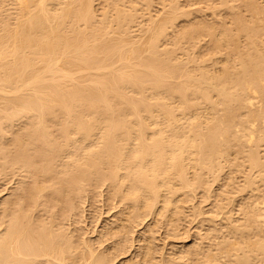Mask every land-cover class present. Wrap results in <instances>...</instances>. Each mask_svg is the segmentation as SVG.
Instances as JSON below:
<instances>
[{
  "label": "bare ground",
  "instance_id": "bare-ground-1",
  "mask_svg": "<svg viewBox=\"0 0 264 264\" xmlns=\"http://www.w3.org/2000/svg\"><path fill=\"white\" fill-rule=\"evenodd\" d=\"M95 1L96 0H0V124L4 123L3 125L6 126L7 124L5 123H14L13 119H15V117H23V119L25 118L24 121H26V118L28 120L27 123L25 122L24 126H22V123L24 121H22L21 118H18L21 120L19 121L21 123H18L19 125L15 126H19L20 128L21 126L25 127L23 128L24 130H19V133L15 132L14 128L13 130H11V128H5L4 126L0 125V127L2 128V131L0 132H2L3 135L4 133L7 134L6 136L2 135L4 137L3 139L0 133V137H2L0 139H2V141H5L6 137L9 136L8 131H11L9 132V134H13L12 131H14V134L12 136L13 138L15 137L14 139L10 138V141L7 138L8 140L6 141L8 142L5 141L4 144L8 143V146L4 150L0 151V166H3V168H6L7 166L9 167V170L11 166H14V168L11 169V174L10 172L8 173L7 168L6 170L5 168L4 170L3 168H0V172L1 170L3 172L7 171L8 174L13 175V171H15L16 174L17 170L14 169L18 167V170L22 169L24 170V172L26 171V175H28L29 178H34L30 179L31 181H33L32 183L29 182L30 185L25 180L27 179L28 181V177L25 179L22 177V180H18V184L20 183L19 181H22L21 183H23L24 180L25 184H27L25 186L24 183H20L21 186L23 187L24 185L25 187H28V194L27 192L25 193L26 199L24 198V200H22L23 206L26 205L27 207V204H33V207L30 206L31 210L29 212H32L33 208V210L35 209L34 211L36 212V214H38L37 211H39L40 206L39 208H37V211L34 206H36V202L39 201L38 199L41 198V193L39 192L43 193L47 191V189H50V191L52 192L53 201L55 202L54 205V203L51 201V192L47 191L48 193H50L49 201H51L52 206L51 203L49 205L52 207L51 209H54L53 207H56V205L58 208L60 202L64 204L66 202L67 204L69 200L68 196L71 194L70 192L75 193L72 194L73 196L70 195L72 197L70 201H75L74 204L78 203L80 207L83 203H79L80 201L78 199L77 200L79 202H76L77 200H75L74 198V195L76 196L78 194H76V191L78 192L80 190L79 192H81V189H83L84 187V193L81 192L82 194L88 193H85V189L87 188L88 189L86 191H89L90 188L94 189H91L92 192L95 191V188L96 191H98L99 188L104 185V183L109 182L110 187L112 185L111 189L109 188L110 191H112V189L114 188L111 196H116L119 193V200L122 201L123 198L127 201V203L129 202L131 204H129V206L133 209V212L130 207H128V205L127 207L129 208V210H131L132 214H135L138 209V212H140L141 210L144 211L145 209H149V212L147 211L148 213H145L146 210L142 212L145 213L143 214L144 216H147L149 215V213H151V210H155V206L159 203L161 204V206L163 205V208L165 207V209L160 207L162 210L159 208V211H161L155 212L161 214L165 210V213L163 214L166 215V209L169 210V208H171L172 211L176 206V202L179 201L178 199H181L179 198L180 196L182 197V195H185V198L188 197L186 198V200L183 199L186 202L189 198L192 199V197L188 195V192L192 193L191 191H193L194 186V189H196V186L200 185V187L198 186L193 193L196 194V191H202L200 189H203V185H205V183L202 185V179L203 182H209H207L205 185L207 187L210 186L208 187L209 189L207 187L204 189L205 192L209 193L211 186L213 185L214 187L213 182L216 181V177H223V180L227 179V181L218 179L219 182L223 181L222 191L226 190L223 188L227 185V189H233L230 185L233 183V181L237 183V179L240 182L245 181L244 183L247 184L246 188L250 189V193L246 192L248 194H245L247 201L251 198V202L254 200H258L255 203L256 206L253 205L255 209H257V206H259L260 204L264 206V202H262L264 201V199L262 200L261 198L264 195V190H262V188L264 189V184L262 183L264 180L260 182L261 179L259 178L260 181L257 182V177L260 175L259 171L260 173L262 171V174L264 172V158L260 156V150H257L259 146L264 143L263 0L260 1V3L258 2L259 0H198V2L200 1L199 4H201L202 2H209L210 4L207 3L206 5H208V8L212 9L213 12H216L217 9L219 11L223 10L219 9L217 6H224L226 8L225 11L228 10V12H226V15L224 14L225 17L221 16L223 14V11L221 14V11L219 12L217 10V14L220 13L221 15L219 14L220 17H216V13L214 12L213 14V12L211 10H208V8L206 10H202L199 8V12L202 11V13L211 11V13L213 14L212 16H214L213 19L215 20L213 21L212 19L209 20V22L206 21V18H204L205 20H197V18V21L195 19L192 20V16L189 15H191L193 11L190 13L191 9H188L189 11L185 10V7H182L183 4L181 5V0H168V2H164L161 0L164 3L158 2L161 3L159 4V6L155 4V2L159 0H102L104 3H102V1L101 3H99L100 5L102 4L101 9L102 6H104L102 11L99 10L96 5L97 1ZM153 1L154 4L159 8L163 6L161 7L162 10L158 8V10L162 12H155L158 14L154 13L155 17L154 15H151L153 13ZM186 1L184 0V2ZM215 1H219L221 4L219 5L216 3L217 6H215ZM198 2L196 4L195 2L192 3L197 6ZM94 4L98 9L95 8ZM206 5L204 4V8H206ZM193 7L190 8L196 11L198 10ZM95 9L98 12H96ZM196 11H194L195 15L198 12ZM149 12L150 15L147 14ZM97 13H101L99 14L100 16ZM146 14L148 17L146 16ZM159 14L162 16L160 17ZM158 15L159 19L157 18ZM203 15L201 14L200 16L202 17ZM200 16H198V19H200ZM212 16L209 17L212 18ZM185 18L188 21L187 26L186 20H184V23L181 24H185L186 27L178 23L181 19ZM189 18L192 21L188 20ZM177 23L181 28L183 27V29L175 33L176 30L180 29L176 27ZM175 27L177 29H174ZM171 28H173L175 31L173 29L171 30ZM172 31H174V34H170ZM205 37L208 38L206 39L209 42L206 44H208V47L210 45V47L209 50H207L208 48L205 46L207 50L205 51L207 52L205 53V55L207 56L202 54L203 58H200L201 56L198 57L195 53L200 51L199 47H201L203 44L199 45V42L203 40L202 43H204L206 40ZM163 40L166 42V47L164 46L165 44H163V46L161 45ZM196 44L199 45V51L196 49L193 50ZM13 123H11L10 125L12 126ZM11 126H9L8 124V127ZM49 126L53 128L54 131H52ZM3 127L9 130L6 131L5 129H3ZM19 127H15V130H18L16 128ZM9 142H11L12 145H10ZM4 144L0 146H3ZM9 145L11 147H9ZM229 155H238L239 159H242V162H240L241 160H239L240 164L238 163V165L241 166V170L238 171V175L243 172V168H245L247 165V167H249L252 172L254 170L258 171V175H256L257 177L252 178L254 176L253 174H257V172L252 173L248 168V170L244 171L243 173L247 172L248 174L249 171L251 173H249V177L246 173V175L242 173L244 177L240 175V178H232V180L231 176H235V173H237L234 171H231L234 174L230 173L229 175L228 173L227 175H223L222 173L226 171L229 172L231 169L234 170V168L237 167L236 162L238 160H233V163L235 162L234 164L236 165L234 167L231 161L234 156L230 157ZM227 157H229V160H231H227ZM230 162L231 166H229L230 164L228 165V163ZM243 162L247 163L244 167H242ZM225 165L226 167L229 166L230 170L226 167L225 168L227 170H225L223 168ZM197 168H199L201 171H198L199 174L197 173L196 175V171L194 170H196ZM222 169H224L225 171ZM18 170L16 175H18V173L22 171ZM236 170L238 169L236 168L235 171ZM104 171L106 173H104ZM24 172L22 174L20 172L19 174L23 175L25 174ZM53 172L58 176V178H55L56 175L53 174ZM200 172H202V175L206 173V176L204 175L206 179L202 178L204 176H201ZM207 172H211L214 177L211 175V173L210 175H208ZM216 172L219 173L217 174ZM191 173L194 174V178L192 177V175H190ZM213 173H215L216 176ZM3 174L5 175L6 172H4ZM58 174L60 175V178ZM21 175L18 176L21 178ZM26 175L23 176L25 177ZM37 175L40 176L37 177ZM47 175V183L45 181V185L43 181V185L41 183L42 180H40L39 178L43 179L42 177ZM52 175H54V177ZM221 175L223 176L221 177ZM51 176L52 179H49V177L51 178ZM208 176H211L213 178L210 177V180H208ZM225 176L228 177L226 178ZM245 176H247L248 178ZM263 176L262 178H264ZM105 178L107 181L108 179L110 181H100V179ZM214 178L215 181H213ZM242 178H244L245 180H242ZM35 179L40 180V183H38V180L36 181ZM253 179H257L256 183H261L260 185L263 186H256L257 191L259 190L260 192V190H262L261 192H263H260V199L259 197L256 198L257 196L255 197V195H260L256 190V192L253 191L252 197L251 195L249 197V194H252L251 188L255 189L253 187H255L256 185ZM53 180L55 182H53ZM96 180H98V182ZM230 180L232 181L230 182ZM51 181L53 182V184L51 183L52 185H49L48 183ZM94 181H96L94 184H100L102 182L103 185H99V188L98 185H96V187L93 188L92 186L94 184L92 185V183ZM211 181H213L211 183L212 185H209ZM226 182L230 184H227ZM235 182L232 184L236 186L234 187V189L237 188V192H245L246 184L243 185V182H238L239 185L242 184L244 186V188L243 186H241L242 189L240 188V190L238 189V187L240 186L238 184L235 185ZM224 183H226L227 185ZM89 185L91 187H88ZM106 185V189L109 190L107 188L109 185ZM220 186L221 185L219 183V190H217L216 188V190L218 191H216L217 198L220 196L218 200H220L222 197H224L225 199V196L223 195L225 191L220 192ZM19 187H13L15 190L18 189V191L16 192L14 190L15 194H17L22 189V187L20 189ZM25 187H23V190H25ZM186 187L192 188L191 191H187L188 194L185 193L183 189ZM114 190H116V195ZM176 191H178L177 193L183 191L184 194L180 193L181 195L176 198ZM214 191L215 187L213 188V192ZM227 191L229 192V190ZM219 192L223 193L222 196L218 195L220 194ZM12 193L10 194V197H12ZM45 193H43L44 196ZM193 193L190 195L193 196ZM210 193H205V195L207 196L204 195V197H209ZM227 193H225V195H227ZM229 193L227 197H229L230 194H233ZM240 193V196L238 195V193L236 195L241 198L242 193ZM43 194H41L42 197H44ZM202 194L203 193L199 194V196H202ZM18 195L16 198L18 199V201H20L19 198L22 199V196L20 195L21 197H18ZM46 195L48 196V194ZM81 195L79 197H81ZM82 196L84 198L86 197L84 195ZM113 196L112 198L114 199L115 197ZM213 196L207 199L209 200L216 197ZM83 197H81L82 199L79 198L81 199V202H83L84 200ZM194 197L195 196H193V198ZM204 197L203 199L206 200ZM9 198H7L6 200L8 201ZM13 198L11 199L13 200ZM109 198H111L110 195ZM43 199H45L46 201V198ZM191 199L190 202H193L195 198L192 200ZM227 199L231 201L230 197ZM6 200L3 201V204L4 202L6 203ZM12 200L8 202L9 204L12 203V206L15 207V209H18L16 210L18 211V213H16V211L14 213L13 211L15 209L13 208V210L11 206H7L6 208V206H3L2 204L4 210H2L1 212L3 214L6 213L10 208L13 211L11 212V210H9L10 216L8 213H6L9 216L7 217V219L9 218V220L6 219L7 222L5 221V223H8L7 226L6 224H4V220L6 218L5 214V218L1 215L4 220L0 216V226L2 223V226H4L3 229H1L2 227L0 228V264H110V262L114 261L115 257L119 255V253H123L124 251H121L120 249L123 248V243L126 244L125 241H127L129 238L128 237L127 240L124 241L125 236L124 239H122L123 242L118 241L120 243L118 244L122 248H120L119 245H115L116 242L115 244L113 243L115 247L112 245V249L116 252V254L118 252L117 255H112L113 252H110L112 251L111 247H106L108 251H105V248L103 250L110 253H106L108 254V259L107 256L106 258L104 257L103 250H101L102 252H100L102 253L101 255L99 254V256H96L98 255L99 251L97 252L96 250V253L93 249L91 250V248H93V244L90 246V249L88 248L89 246H87V244L89 245L91 244V242L87 241V244L85 243L87 246L86 247L82 242H85L86 239H82V241L80 240L81 242H77L78 240L74 238L75 234H71V232H68V235L70 233L73 237L70 238V235H67V238L66 235L63 234L64 231L62 232V230L60 229L63 227L57 225L59 222H56L57 224L55 226L54 221H49L50 224L53 222L55 229H57L56 227L58 226V231L61 230L60 233L56 232L52 228L54 226L51 225L50 227V225H44L45 220L50 219H45L46 216H44V220L41 219V214L45 211L46 208L45 206H48L50 208L48 204L46 205V202L43 203L45 204L44 211L42 208V211L40 210V213L42 212L40 214L41 217L39 216L35 219V216L32 213L28 212L30 217H32L31 215H33L34 218L32 217V219L36 220H33L32 222V219L29 218L30 222H28L25 221V217L24 221H22L23 219L21 220L20 218L19 205L22 203H17V201L12 202ZM25 200L28 203L24 204ZM183 200L181 201L183 202ZM221 200L223 203V198ZM260 200L262 203L260 202ZM56 201H58L59 203L57 202L56 204ZM121 201L119 202L120 205ZM126 201H122V204H124V202ZM213 201L211 202L212 205H214V202L217 203V201ZM224 201L229 202L228 200ZM15 202L18 206H14L16 205L13 204ZM182 202L180 204L181 206H183ZM190 202L188 201L187 204L189 203L190 205ZM242 202L241 204L244 205V202L248 203L249 201L246 202L244 200ZM70 203L65 205L67 207H70L72 205H69ZM234 203H236V201ZM252 203L254 204V202ZM252 203H250L251 206ZM64 204L59 205V207L65 206ZM74 204L73 210H75L76 208H78L77 211H79V209L81 210L82 207H76L78 205ZM238 204L240 205V202ZM38 205L39 204L37 203V206ZM185 205L184 209L189 210V205ZM197 205L196 203L195 205L194 203L191 204V206H193V209H197L196 215L194 214L195 210H193L192 208L190 209L194 211V213H192L194 214V217L199 216V214L201 216L202 213L198 214L199 211L203 212L202 209L200 210V206H198V211ZM221 205L223 206V204H220V206ZM229 205H231V203L226 204L228 208ZM235 205L237 204H234V206ZM250 205L248 204L247 206L250 207ZM177 206L179 205L177 204ZM220 206H218L219 211L217 210V218L219 216L221 217V214L219 215V212L221 213L223 212L222 210H224V207L221 206L223 208L221 209ZM67 207H65L64 209L55 208V210H52L50 213L58 214L62 211L69 212V210H66ZM185 207H188V209ZM212 207H210V209ZM215 207H217V205ZM242 207L244 206L239 207L240 209L238 208V213L239 211L241 212V210H243ZM254 207L252 209H254ZM49 208L48 210H46L47 213L44 212L47 215L50 214H48ZM134 208L138 209H136L135 211ZM178 208L179 207L175 209L178 210L179 213L178 211H176L177 213H174L180 215V208ZM246 208L247 207L245 205L244 209L247 210ZM5 209L7 210L6 212ZM182 209L181 215L184 211V209ZM232 209L234 211V208ZM255 209L252 210V215L255 214V212L253 213V211H257ZM21 210L24 211L23 209ZM58 210L60 211L58 212ZM70 210L71 213L73 210ZM22 211L21 213L23 214ZM169 211L167 213L170 214L171 212ZM74 212L75 211H73V213ZM119 212L120 211H117V214ZM121 212H124V214L126 213L125 215H127L128 210L126 212L121 210ZM155 212L153 211L152 214H154ZM204 212L203 215L205 214ZM246 212L247 214L249 213L248 211ZM11 213H14L15 216ZM70 213L66 214V212H64L62 213V215H66H58L59 217L56 214L53 218L57 216L56 218L62 220L63 217V222L64 218H66L65 216H71ZM142 213L140 212V215ZM214 213L215 211L211 213L209 212L210 215H215ZM231 213L229 214L231 215ZM51 214L48 217H51L52 219ZM137 214L138 213H136V215ZM186 214L187 213L185 211L183 215L187 216ZM229 214H227L226 217H230ZM23 215L26 216L27 214L25 215L24 213ZM29 215H27V217ZM76 215H78L77 212ZM136 215L135 217H139V215ZM171 215L172 214H170L169 216ZM183 215L182 217L184 219L185 217ZM210 215H208V218H211L210 220L216 217ZM128 216L129 215L124 216V218H126L123 220H126ZM161 216L160 218H166V216ZM190 216L192 217V215ZM10 217H13V219H10ZM135 217L134 215H132L130 219H134ZM179 217L180 216H178V219H180ZM228 217H224L223 219H228ZM237 217L238 216L236 213L235 218H233V220L235 219L234 221L236 222H234L236 225V228L234 229L237 230L239 228V231L240 226L237 227L238 224L236 221L239 218ZM38 218L43 220L44 226H40V223L42 222ZM117 218H119V216ZM139 218H141L139 219V221L141 222L144 217L142 216ZM160 218H154V220H152L154 222V225L157 222L156 220H159L158 222L162 221V219L160 220ZM165 218L163 219V221H165ZM170 218L171 217L167 218L168 222ZM197 218L199 217H196V219ZM247 218L248 215L245 216V219L241 220L244 221L247 220ZM38 220L39 223H37L38 225H36L34 221L37 222ZM54 220L57 221L58 219ZM61 220H58L60 221V224H62ZM115 220L117 219L114 218L110 223L113 224ZM123 220L121 219V221ZM174 220H177V218H174ZM182 220L177 221V224H175L176 221H173L171 222V224L173 225V227L174 224L175 227L176 225L179 227L178 224L181 223L180 221ZM210 220L208 219L207 222L209 221L210 223H212V221ZM254 220L255 224H253V221V223L249 225H257L255 229L259 227V230L261 225H263L264 227V207L263 209L260 208V210L257 211ZM117 221H115V223H117ZM225 221L222 222L225 223ZM24 222L26 224L33 223L35 225L32 224L33 226L31 225L30 228L29 224H23ZM127 222H129L128 224L130 225L131 222L128 221V219ZM127 222H121L122 224L118 223L120 226L117 227L120 229H122L124 226L127 227ZM220 222L221 220H219L218 222L216 221V223L214 224L218 225L217 223ZM134 223H136L135 219ZM204 223L205 222H203V224ZM243 223H245V221L241 223L244 227ZM214 224V230L213 227H211L210 235L208 236H211V234H214L216 231L219 232V230H215ZM222 224L220 223V227L222 226ZM241 224L239 223V225ZM113 225L114 227H116L115 224ZM131 225L134 224L132 223ZM35 226L36 228H39V230H37ZM62 226H64V224H62ZM224 226L225 225H223V227ZM242 226L241 228H243ZM113 228H110V231L108 230V228L107 231H109V233H111L112 230L115 231V228ZM52 229L55 232H53ZM120 229L117 230L123 231ZM130 230L131 228L127 230V232ZM212 230L215 232H213ZM248 230L244 232V235L250 232L252 229L250 231ZM125 231L123 233H125ZM173 231H175L174 228ZM222 231H220L221 235L224 236L225 232L228 231V229L226 231L224 229V235L222 234ZM242 231L241 234L243 233ZM257 231L258 230L254 232L252 231L253 234H255L254 236L253 234H250V236L252 235L253 238H256L257 236L258 239L259 234L256 235ZM261 231L264 230L261 228ZM261 231H259V233ZM220 232L218 233L219 235ZM239 232L238 235L239 237H241V234ZM64 233H66V230ZM103 233H105L104 235H108L106 231ZM115 233H117V231H115ZM120 233L122 232H119L118 235ZM204 233V235H202L203 237L206 235V232ZM232 233H235V230ZM236 234H233V237L236 236ZM112 235L115 236V234ZM120 235L123 236V234ZM263 235L264 233L261 236ZM122 236L120 237L123 238ZM203 237L201 240L206 241V236L204 237L205 239H203ZM215 237L217 236L215 235ZM215 237L213 238L215 239ZM218 237L216 239H218ZM225 237L226 236H224L223 238ZM237 237L235 238L238 242L240 238L238 239ZM242 237L244 238L245 236H243L242 234ZM72 238H74L73 240H77L74 242H77L79 244L81 243V247L84 246L83 248L86 247L88 249L85 248V250H83L79 248L78 245H75V243L72 242ZM121 238H119V240ZM146 238H144V241H142L143 243L141 244L144 247L140 245L142 249L149 248L146 243H144L146 241ZM263 238H261V240L259 238L260 241L259 243L257 242L258 246L256 245L254 239L251 240V237L249 239L251 240L250 242H247L248 239H246V242L248 243L246 248H248L249 251L251 250V252H255L253 250L256 249L258 251L257 253H264V241H262ZM142 239L143 238H141V240ZM208 239H210V237H208ZM229 239H231L232 241V238ZM197 240L199 242L201 241L200 239H196V242H193L194 245L197 243ZM241 240L243 241L244 239ZM241 240L237 245L234 241V243L229 246V249L233 248L236 250V252H240V250L236 249V246L241 244ZM203 242L204 241H201V243ZM213 242L214 241H212V243ZM218 242H221V239L218 240ZM218 242H216L217 246ZM226 242L228 243L229 240H227ZM243 242L242 244H247L245 243V240ZM201 243L199 246H201ZM223 243H220V245ZM116 246H119L118 248H120V251H118ZM189 246L191 247V244ZM215 246L213 247L215 248V251L212 248L214 253L217 252L216 249L221 250L219 249V246L217 248ZM183 247L180 252L182 254L184 253L185 255V253H188L186 251L189 250L190 254V251L195 250L198 247V244H196V248L193 249H188L187 247L185 250ZM206 247L204 245L203 248L202 246L200 247L202 248V250L205 249V251H201V249L199 251L197 249L199 254L201 252H204L202 254L206 258H203V255L201 254L202 256L200 257L202 258H199L200 260L204 259L206 261H209L210 259L207 258L208 255H206V257L205 254L206 250L208 252V250L212 251V249L209 248L210 245H208L209 249H207ZM221 247L222 246H220V248ZM240 247L241 246L237 248L240 249ZM233 249L229 252H233ZM144 250H146V252ZM148 250H155L153 249V244L149 249H143V252H145V254L143 252H140L136 253V255L138 254L137 256H140L142 255L141 253H143L144 256H147V254L149 253V256L156 257L153 255L154 252H151L152 255H150L151 253ZM222 250L219 252H222ZM211 251L210 253H212ZM247 252L244 251V253ZM196 253L197 252H195V254ZM222 253H219L220 255L218 256V258L222 255ZM244 253L242 247V256L239 255L240 253H237V255L243 258ZM111 255L114 256V259L111 257ZM172 255L167 257L162 255L161 258L163 259V262L166 258V262L170 264L171 261H174L175 259H172ZM179 255L180 254L178 251V257L176 256L177 259H179ZM184 255L183 257H185ZM186 255L187 257L191 256V254ZM196 255L199 256L198 254ZM144 256H140V258L143 257L141 259H145L146 256ZM197 256H195V261L193 259L194 256H191V258L193 259L191 260L196 264L198 263L196 262V260H198ZM215 256L213 257V259L216 258ZM247 256L246 258L244 257L245 263L242 259L239 260L238 256H235L236 258H234V262H236L237 264L243 261L242 263L246 264L248 263L250 257L254 258L253 255L249 256L248 258ZM109 257H111L112 259H110ZM151 257H148L149 260ZM227 257L232 260L233 256L230 257L228 255L225 258ZM138 258L139 257H137L136 260ZM169 258H171L172 260L170 259L171 261H168ZM157 259L156 262L158 264L159 261ZM162 259L160 260L162 261ZM180 259L183 258L180 257ZM184 259L186 261L190 260L189 258L186 259V257ZM230 259L227 260L229 261ZM252 259L250 258V261ZM263 259L264 258H262V263L264 261ZM132 260L134 261L132 262ZM132 260H126V264H133L136 261L135 259ZM140 260L138 259L139 262H136L138 264L147 262L144 261L143 263H141ZM151 260H153V258ZM255 260H253V262L255 263H253L252 261H249V263L259 264V261L257 262V260ZM161 261L159 263H161ZM183 261L184 260L179 261V264H182ZM203 261L201 260V263L199 262L198 264H202ZM228 261L224 262V264H227ZM154 262L155 260L152 261V264H154ZM166 262L164 263L167 264ZM190 262L188 264H190ZM205 262L203 264H205ZM231 262L229 263L235 264L234 262ZM172 263L174 264L175 262ZM176 263L178 264V262ZM111 264H113V262H111ZM149 264H151V262ZM215 264L218 263L216 262ZM221 264H223V262Z\"/></svg>",
  "mask_w": 264,
  "mask_h": 264
},
{
  "label": "rangeland",
  "instance_id": "rangeland-1",
  "mask_svg": "<svg viewBox=\"0 0 264 264\" xmlns=\"http://www.w3.org/2000/svg\"><path fill=\"white\" fill-rule=\"evenodd\" d=\"M96 1H97V2H96ZM96 1H95V2H96L97 4H96V3H95V4H96L97 7L99 8V10L102 11V9H103L104 6H102V9H101V5H102V4H101V5L99 4V3H101L102 0H100V1H99V0H96ZM155 1H156V0H155ZM162 1H164V2L167 1V2H168V0H162ZM162 1H161V0L156 1L155 4H157V5L159 6V4L164 3V2H162ZM185 1H186V0H185ZM191 1H192V0H187L186 2H184V0H181L180 2H182L181 5L183 4L182 7H185V8H184L185 10L189 11L188 9H191L190 13L193 11L192 14L189 15V16H192V17H191L192 20H193V19L196 20V18H197V20H202V19L206 18V19H207L206 21L209 22V20H212V19L214 18V16H212V15L214 14L215 11L213 12L212 9L208 8V5H206L207 3L210 4L209 2H207V3L202 2L201 4H199L200 1L198 2V0H193L192 2H195V4L198 2V5L196 6V5H194ZM196 1H197V2H196ZM260 1H262V0H259L258 2L260 3ZM158 2H161V3H158ZM188 2H189V4H190V2H191V4L189 5ZM263 2H264V0H263ZM263 2H262V3H263ZM102 3H104V2L102 1ZM184 3H186V4H184ZM203 3L206 5V6H205L206 8H204V4H203ZM216 3L219 4V5L221 4L219 1H218V2L215 1L214 4H216ZM95 4H94V6H95V8H96V5H95ZM98 4H99V5H98ZM152 4H154V1L152 2ZM152 4H151V6H152ZM155 4H154L153 7H152L153 9H154V8H155V9H154V10L152 9V12H153V13L151 14L152 16L154 15V17H155V14H158V13H155V12H159V11H160V10H158L159 7H158L157 5H155ZM192 4L194 5L195 9H198V10H197L198 12H197L196 10L190 8V7H193ZM202 4H203V6H202ZM217 4H216L215 6H217ZM263 4H264V3H263ZM162 5H164V4H162ZM200 5H201L202 8L200 7ZM186 6H189V7H186ZM156 7H157V8H156ZM161 7H163V6H161ZM161 7H160L159 9L162 10ZM194 7H193V8H194ZM196 7H198V8H196ZM217 7H218L219 9H223V10H220L221 12H220L218 9H217V10H218L221 14H222V11H223V14H222V15H221L220 13H219V14H220L221 16L225 17L224 14L226 15V12H228V10L225 11L226 8H225L224 6H223V7H222V6H221V7L217 6ZM98 8H96V9H98ZM186 8H187V9H186ZM199 8L202 9V10H204V9L206 10V9L208 8V10H211V11L213 12V14L211 13V11H207V13L203 11L205 14L202 13V11L199 12V10H200ZM96 9H95V10H96ZM156 9H157V10H156ZM150 10H151V7H150ZM217 10H216V12H215V13H216V17H220V15L217 14V13H218ZM101 11H99V12H101ZM194 11H196V12L199 13L200 15H201V14H202V15L204 14V15L202 16L203 18H202L199 14H197V13H196V15H197V16H196ZM224 11H225V12H224ZM96 12H98V11L96 10ZM160 12H162V11H160ZM160 12H159V13H160ZM154 13H155V14H154ZM208 13H209V14H208ZM97 14H98V13H97ZM99 14H101V13H99ZM99 14H98V15H99ZM147 14L150 15V12L147 13ZM147 14H146V16H147ZM161 14H162V13H161ZM193 14H194V15H193ZM206 14H207L208 17H209V16H212V18L209 17V19H208V17L206 16ZM210 14H211V15H210ZM159 15H160V14H159ZM159 15L157 16L158 19H159ZM217 15H218V16H217ZM99 16H100V15H99ZM161 16H162V15H160V17H161ZM193 16H194L195 18H194ZM198 16H200V19H198ZM147 17H148V16H147ZM186 18H187V17H186ZM186 18H185V19H181L180 22H178V23H180V25H182L181 23H184V20L187 21ZM191 19L189 18L188 20L192 21ZM197 20H196V21H197ZM204 20H205V19H204ZM214 20H215V19H213V21H214ZM193 22H195V21H193ZM178 23H177V26H176V27H177L178 29L180 28L179 30H176V31H175L174 29H177L176 27H175L174 29L171 28V30L173 29V30L175 31V33H176L177 31H181V30L183 29V27L181 28L180 25H178ZM187 23H188V21L186 22V26H187ZM195 23H197V22H195ZM182 26H185V24H183ZM186 26H185V27H186ZM185 27H184V28H185ZM174 31H172L173 33L171 32L170 34H174ZM135 33H136V32H135ZM172 36H173V35H172ZM206 38H207V37H205V39H206ZM207 39H208V38H207ZM207 39L205 40L204 43H202L203 40H202L201 42H199V45L203 44V45L201 46V47H203V48L199 47V50H200V51L198 50V46H199L198 44H196L195 48H193V50L196 49V50H198V51L200 52V54H199V52H196V53H195V54H197L196 56H198V57L201 56L200 58H203V57H202V54L205 55V53H207V52H205V51L209 50L210 45H209V47L207 46L208 44H206V43L209 42ZM163 44H165V45H164L165 47L167 46V45H166V42H165L164 40H163V42L161 43V45L163 46ZM204 44H206V45H204ZM205 46L208 48L207 50H206ZM165 47H164V48H165ZM204 49H205V50H204ZM196 50H195V51H196ZM203 51H204V52H203ZM201 52H203V53H201ZM205 56H207V55H205ZM214 57H215V56H214ZM217 57H218V56H217ZM199 62H200V60H199ZM220 65H221V64H220ZM18 118H21V117H18ZM18 118L15 117V119H13L14 123H16V124H14L13 122H11V123H13L12 126L10 125L11 123H5V124H7L6 126L3 125L4 123H2V124H0V125L4 126L5 128H9V129L11 128V130H13V128H14V131L17 132V133H19V132H20L19 130H22L23 128H25V127H22V126H24V123H25V122L27 123L28 120H27V118H26V121H24L25 118L23 119V117H22L21 120L24 121V122L22 123L23 125L21 124L22 126L20 125V126H21V128H20L19 126H15V125H19V124L21 123V122H19V121H21V120L18 119ZM18 123H19V124H18ZM8 124H9V126H11V127H8ZM4 127H3V129H5ZM15 127H19L20 129H19V128H16V129H18V130H15ZM49 128L52 129V131H54L53 128H51L50 126H49ZM1 129H2V128L0 127V131H2ZM9 129H8V130H9ZM5 130L8 131L7 129H5ZM23 130H24V129H23ZM3 131H4V130H3ZM14 131H12L13 134H14ZM9 132H11V131H8V135H9V136L6 137L5 141L8 140V139H9V141H10V140H11L10 138H12V139L15 138V137L13 138V136H12L13 134L10 133V134H11V135H10ZM0 133H1V136H2L3 133H2V132H0ZM6 133H7V132H6ZM17 133H15V134H17ZM53 134H54V133H53ZM6 135H7V134L4 133L3 136H6ZM3 136H2V137H3ZM10 136H12V137H10ZM14 136H15V135H14ZM2 137H0V138H2ZM7 138H8V139H7ZM3 139H4V137H3ZM5 141H4V140L2 141V139H0V143H1L0 145L4 144ZM6 142H8V141H6ZM9 143H10V145H12L11 142H9ZM263 144H264V143H262V144L259 146V148L257 149L258 151L260 150V151H259V154H260V156H261L262 158H264V145H263ZM10 145H9V147H11ZM262 145H263V146H262ZM7 146H8V143H7V144L5 143L3 146H0V151L4 150ZM9 147H8V148H9ZM2 148H3V149H2ZM229 156L232 157V156H234V155H229ZM227 158H228L227 160H229V157H227ZM233 158H235V159H233ZM233 158H232V160L230 159V160L232 161V165H234V167L237 165L236 168H237L238 170L235 171L236 168H234L233 166H232V167L234 168V170H232V169L230 170V169H229V166H231V162H230V163H228V165L230 164L228 167H226V165L223 167L225 170H227L226 168H228L230 171H229V172L226 171V172H227V173H226V172H224L225 170L222 169V170H224V171H223L224 173H222V172H220V173H222L223 175H227V174L229 173V175H230V173H231V174H234V173L231 172V171H234V172H237V173H235V176L232 175L233 177L231 176V179H232V178H233V179L240 178V177H241L240 175H242V177H244L243 174L246 175L247 172H245L246 174L243 173V172L246 171V170H248V169H250V168L247 167V165H246L247 163L243 162V163H245V164L242 163V167H244L245 165H246V167L243 168V169H244L243 172L241 171L243 174L239 172L240 175H238V171L241 170V169H240L241 166L238 165V163L240 164V162H242V159H239V156H238V155H237V156H234ZM237 158H238V159H237ZM240 158H241V157H240ZM65 159H66V158H65ZM65 159H63V160H65ZM230 160H229V161H230ZM233 160H238V161L236 162V165L234 164L235 162L233 163ZM239 160H241V161L239 162ZM0 165H1V164H0ZM238 166H239V167H238ZM225 167H226V168H225ZM0 168H3V166H2V167L0 166ZM4 168H5V167H4ZM4 168H3V170H4ZM6 168L8 169L9 167L6 166ZM6 168H5V170H6ZM12 168H14V166H13V167L11 166L10 170H9V169L7 170L8 173L10 172V174H11V172H12L11 169H12ZM230 168H231V167H230ZM247 168H248V169H247ZM16 169L18 170L19 168L16 167L14 170H16ZM197 169H198V170H197ZM197 169L194 170V171H196V173H195L196 175H197V173L199 174L198 171H201L199 168H197ZM17 170H16V174H17ZM20 170H22V169H20ZM20 170H18V171H20ZM7 171H4V172H6L5 175L3 174L4 172H3L2 170H1V172H0V174H2V175H0V216H1V215L4 216V214H5V216H6V218H5V216H4L5 220H4V218H3L2 216H1V217L3 218V220H4V224H6V226H7L8 223H5V221H6L7 217L10 216V214H9L10 211H9V210H11V208L8 209V211L5 209V212L7 211L6 213L9 214V216H8L6 213L3 214V213L1 212L2 210H4V207H3V206L5 205L6 208H7V206H9V207L11 206L12 209H13V208L15 209V207L12 206V203L9 204L8 201L12 200L11 198L15 197V198H13L12 202H13V201H17V203H19V202L22 203V202H23L22 200H24V198H25V193L28 191V187H25L27 183L25 184V181H24V180H23V183H24L25 186L23 185V187H25V190H23V187L21 186V184H23V183H21L22 181H19V182L21 183V184L19 183V184H20V187H19V184H18V180H22V177H23L24 179L28 177V175H26V171L24 172V170H22V171L25 173V174H23V175H26L25 177H24L23 175H21V174L23 173L22 171H20L21 174H19L20 172L18 173L19 176L21 175V178H20L18 175L15 174V171H13V173L15 174V176H14L13 173H12L13 175L8 174ZM55 171H56V170H55ZM55 171H54V172H55ZM105 171H106V170H105ZM105 171H104V173L107 172V171H106V172H105ZM194 171H192V172H194ZM220 171H221V170H220ZM249 171L252 172L251 169H250ZM249 171H248V174H247L248 177L250 176V175H249V173H250ZM54 172H53V174H55V173L58 172V171H56L55 173H54ZM203 172H204V171H203ZM253 172H257V174L254 173V174H253L254 176H253V177L251 176V177H252V178H256V177H257L256 175H258V171H255V170H254ZM253 172H252V173H253ZM51 173H52V172H51ZM58 173H59V172H58ZM210 173H211V172H210ZM210 173L207 172L208 175H210ZM216 173H217V172H216ZM218 173H219V172H218ZM218 173H217V174H218ZM7 174H8V175H7ZM200 174H201V176H204L206 173H205L204 175H202V172H200ZM213 174L215 175V173H213ZM250 174H251V173H250ZM259 174H260L259 176H261V177H259V176L257 177V179H258L257 182L260 181L259 178L261 179L260 182H262V181L264 180V178H262V176L264 175V172H263V174H262V171H261V173H260V171H259ZM261 174H262V175H261ZM40 175H41V174H40ZM40 175H37V177L40 176ZM49 175H50V174H49ZM55 175H56V174H55ZM58 175H59V174H58ZM190 175H192V177L194 178V176H193L194 174H193V173H191ZM190 175H189V177H190ZM211 175H212V173H211ZM223 175H221V177H222ZM229 175H228V176H229ZM3 176H4V177H3ZM10 176H11V177H10ZM13 176H14V177H13ZM52 176L54 177V175H52ZM52 176H51V178L49 177V179H52ZM56 176H57V175H56ZM56 176H55V178H58V176H57V177H56ZM205 176H206V175H205ZM205 176L202 177V178H205ZM212 176H213V175H212ZM215 176H216V175H215ZM217 176H218V175H217ZM219 176H220V175H219ZM228 176H227V177H228ZM239 176H240V177H239ZM247 176H245V177H247ZM1 177H2V178H1ZM5 177H6L7 179H6ZM35 177H36V176H35ZM37 177H36V178H37ZM195 177H196V176H195ZM210 177H211V176H208L207 179L210 180V179H209ZM213 177H214V176H213ZM213 177H211V178H213ZM225 177H226V176H225ZM227 177H226V178H227ZM234 177H235V178H234ZM248 177H247V178H248ZM263 177H264V176H263ZM3 178H4L5 180H4ZM9 178H10V179H9ZM19 178H20V179H19ZM28 178H29V177H28ZM31 178H32V177H30L28 181H27V179H25L26 182H28V184H29V182H31V183L33 182V181L30 180ZM42 178H43V179L39 178L40 180H42L41 183H42L43 181H44V183H45L46 178L48 179V175H47V176H43ZM59 178H60V175H59ZM216 178H217L216 181H215V178L213 179V181H215L216 183L213 182V181H211L210 184H209V185H212L211 183H212V182L214 183L215 191L213 192V188H214V187H213V185H212V186H211V189H212V190H211V189L209 190V193L211 192V193H210V196L208 195L209 197H207V198H210L211 196H213V194H214L213 197L216 196V194H217L216 191L219 190V187H218V186H219V183H220V185H221V186H220V192H221V191H222V184H223V181H225V180L227 181V179H224V180H223V177H222V178H218V177H216ZM252 178H251V179H252ZM32 179H34V178H32ZM205 179H206V178H205ZM205 179H204V180H205ZM218 179L223 180V181H221L222 183L219 182ZM233 179H232V180H233ZM257 179H255V180L253 179V180L255 181V184H256V185L254 184L255 187H253V188H255V189H252V188H251V190H252L251 193H252V194H249V197H250V195H251V197H252V195H253V191H255V190L257 191V189H256L257 187H256V186H258V185H259L258 187L261 186V185H260L261 183H260V184H259V183H256V180H257ZM35 180H36V179H35ZM37 180H38V179H37ZM37 180H36V181H37ZM40 180H38L37 182L40 183ZM54 180H56V179H54ZM54 180H53V182H55ZM98 180H99V179H98ZM98 180H96V181L98 182ZM101 180H102V181H103V180H104V181H107L106 178H105V179H100V181H101ZM232 180H230V182H231ZM239 180H240V179H239ZM242 180H245V179L242 178ZM242 180H241V181H242ZM49 181H50V180H49ZM96 181H94V182L92 183V185H93ZM108 181H110V180L108 179ZM108 181H107V182H108ZM53 182L51 181V182H49L48 184H49V185H52ZM207 182H208V181H207ZM207 182H205V181L203 182V179H202V185H203L204 183H205V185H206ZM217 182H218V183H217ZM228 182H229V180H228ZM234 182H235V181H233V183H234ZM238 182H240V181H238V179H237V183L235 182V185H236V184L239 185ZM242 182H243V185L246 184V183H244L245 181H242ZM242 182H240V183H242ZM44 183H42V184L44 185ZM46 183H47V181H46ZM46 183H45V185H46ZM51 183H52V184H51ZM99 183H100V182H99ZM103 183H104V182H103ZM208 183H209V182H208ZM226 183H227V182H226ZM226 183H224V184H226ZM233 183H232V184H233ZM262 183L264 184V181H263ZM48 184H47V185H48ZM101 184H102V182H101L100 184H94L92 187L95 188L96 185H98V188H99V185L101 186ZM106 184L109 185V182H108V183H104V185L102 184L104 187L102 186L101 188H99V190H98V188H97V190H98L99 192L96 191V188H95V191H93L94 194H93V192H92V190H94V189L90 188L89 191H91V192L86 191L88 188L85 189V193L88 192L89 195H88V193H86L87 195L81 193V192L84 193L83 189H84L85 187H84L83 189H81V190H82L81 192H79L80 190H79L78 192L75 190V191H76V194L78 193L77 195H79V194L81 195V194H82V195L86 196V197L84 198V197L81 195V197L84 198L83 202H81V199H82V198L79 197L80 195H79V196L76 195L77 198H76V196L74 195L75 200L78 199V200L80 201V202H79V201L77 200L76 202L83 203L82 206H80V207H82V208H81V210L79 209V211H77L78 208H76L75 210H73V209H74L73 204H74L75 201H74V200H73L74 202H72V200L70 201V199H72V197H71L70 195H72L74 192H70L71 194L68 196V199H69V200H68V202H67V204L70 203V202H72V203L69 204V205L72 204V205H71L72 207H71V206H70V207H67V206H66V205H67L66 202H65L66 205H65L64 203L60 202L59 205L64 204L65 206H60V207H59V205H58V208H57V205H56V207L54 206V205H55V202L53 201V196H52V192L50 191V189H47V191H50L51 194L48 193L47 191H45L46 193L43 192V193H45V196H47L46 194H48V196H47L48 199H47V197L44 196V194H43L42 192H39V193L43 194L44 197H42V195L40 194V197H41V198H39V199H38L39 201L37 200L38 202H36V206H37V203H38L39 205H38L37 207L34 206V207L36 208V211H37V208H39V206H40L39 211H37L38 214H36V212L34 211L35 209L33 210V208H32V212H29V211L31 210V209H30V206H32L33 204H31V205H30V204H27V207H26V205L23 206V203H22V204H20V205H22L23 207L19 205V214H20V218H21V220L23 219L22 221H24V217H25V221L30 222V221H29V218L32 219V217H33V215H34V216H35V219H36V218L39 217L40 214L42 213V212L40 213L41 208H42L43 211H44V206H45V204H43V203H45V202H46V205H47V204L49 205V204L51 203V201L54 203V205H53V206H54V207H53L54 209H51V208H52V207H51V206H52V203H51V206L49 205L50 208H49L48 206H45L47 209L45 208V211H44V212L47 213L46 210H48V208H49L48 214H49L52 210H55V208H57V209H59V208H63V209H64L65 207L70 208V209H72V210L75 211V212L73 213V211H72V212L70 213L71 210L66 208V210H69V212H67V211H64V212H66V214H69V213H70L71 216H70V215L65 216L66 218H67V217H68V218H67V219L64 218V221H63V222H62L63 217H62V220L59 219V218H56L58 215H61V216L66 215V214L62 215V213H64V212L62 211V209H61L62 212H60L61 214H60V213H58V214L56 213L57 216H55V218H53L54 215H56L55 213H52V214L50 213V214L52 215V219H51V217H48L50 214L47 215V214H45L44 212L41 214L42 217H41V216H40V217H41V219H43V220H44V216H46L45 219H49V218H50L49 220H45L46 224H45V222H44V225H50V227H51V225L54 226L53 222H52L51 224L49 223L50 220H52V221L55 222V226H56V224L59 222L57 225H59L60 227H63V228H64V229H63V228H60V229L62 230V232H63V231L65 232V230H66V233H67V234L64 233V232H63V234H65L67 238H68L69 235H70V236H69L70 238L73 237V236H71V234L74 233V234H75V235H74V238L77 239L78 241H77V240H73L74 238H72V239H71V240H73L72 242H74V241L79 242L80 240L82 241V239H83V240L86 239L85 242L82 241V242L84 243V244L82 243L84 246H86V244H87L86 242H87V241H88V242H91V244H89V245L87 244V246H89L88 248L90 249V246L93 244V245H92L93 248H91V250L93 249L95 252H96V250H97V252L99 251V252H98V255L95 254L96 256H99V254L101 255L102 253H100V252H102L101 250H103L104 248H105L104 250L106 251V250H107L106 247H111V249H112L113 246L115 247V245H119L120 243H119L118 241H122V242H123L122 239H124V236H125L124 241L127 240V238L129 237L128 240L125 241L126 244L123 243V245H122L123 248H125V249H123L120 245H119V246H120V248H122V249L118 248L119 246H116L117 249H118V251H120V250H121V251L124 250L123 253H119V255H117L118 252H117V254H116V252H115L113 249H112V251H110V252H113V254L111 253L112 255H114V254L117 255V256L115 257V259H114V256H115V255H114V256L111 255V257L114 259V261H111V262H113V264H119V263H120V264H124V262H125V264H126V262L129 261L130 259H131V260H132V259H135V260H136L137 257H139L138 259L140 260L141 258H143V257L140 258V256H144V254H145V252H146V250H144L145 252H143V249H149L150 246H151L152 244H153V249H155V250H154V251H152V250H151V251L148 250V251H150V253H151V252H152V253L154 252L153 255L156 256V257H153V256L151 257V256H149V253H148L147 256L145 255V256L147 257V259H146V257L144 256L145 259H141V260H142V261L140 260L141 263H143L144 261H147V262H144V263H143V264H146V263H148V261H149V263L151 262V264H152V261L155 260V262H156V259H157V258H158L157 260L160 262V261H161L160 259H162V258H161L162 255H164L165 257H167V256H171L172 254H174V255H172L173 258H172V257H171V258H172V259L175 258V259H174V261H171L172 259L169 258L168 261H171V263H172V262H175V263L178 262V264H179V263H180L179 261L184 260L183 263L185 262L184 264H186V263L188 264V263H189L190 261H192L193 259H194V261H195V256H197L196 254L199 255V256H197V257H198V258H197L198 260H196V262H198V263L200 262V263H201V260L203 261L204 259H201V260H200L199 258H202V257H200V256H202V255H203L202 253H204V252H201V253L199 254L198 251H197V249H198L199 251H200V249H201V251H205V249L202 250L203 245H204L205 247H206V245H207V247H206L207 249H209V248L212 249L215 245H216L215 247L217 248V247L220 245V243H223V242H224V243L220 245V246H222V247L220 248V246H219V249H221V250L223 249L222 252H223V251H224V252H223V253H222V252H219V251H221V250L216 249L218 253H217V252L214 253L215 248H213L214 251H213V249H212V251H211V250H208V252H209V254H208V252H207V250H206V254H205V256L208 255V257H207V256H206V257H207V258H210V259H209V261H208V260H207V261L204 260L203 263L206 261L205 264H210V263H211V264H215L216 262H217L218 264H221V263L223 262V264H224V262L228 261L227 259H230V258H228V257L225 258V257L228 256V255H229L230 257L233 256V257H232V260H233V261L230 259V260L228 261V263L231 262V261L234 262V258H236L237 256L239 257V258H238L239 260L242 259V260L244 261V263H245L244 257L246 258V256L248 255V253H249V255L247 256V258H248L249 256H252V255H253L254 258L257 260V262L259 261V264H260V261H261V264L264 263V261H263V263H262V258H264V253H261V252L257 253L258 251H257L256 249L253 250V251H255V252H251V250L249 251L248 248H246V246L248 245L247 242H250V241L253 240V239H254L256 245L258 246L259 241H260L261 238H263V236H264V235L261 236V235L264 233V231H261V228L264 230L263 225L260 226V230L258 229L259 227H257V229H255V227H256L257 225H256V226L252 225L254 228H253L251 225H249V224L253 223V221H254L253 224H255V220H254V219H255V215H256L257 211L260 210V208L263 209L264 206L260 204L259 206H257L258 208L256 207L257 209H255V207H254L253 205H255V203H256L258 200L256 201V200L253 199L254 201H252V202H254V204L250 201L252 198H251L250 200H248L249 202L247 201L245 194L247 195L248 193H250V192H249L250 189L246 188V187H247V184L245 185V189H246L245 192H244V191H243V192L240 191V190L242 189L241 186H243L242 184L239 185L240 187H238V185H237L238 189L241 188V189L238 190V191H240V192L242 193V195H241L242 197H241V198H242L243 200L239 197V196H240V195H239L240 192H237V191H236L237 188L234 189V187H236V186H234V185L231 184L230 186H231V188H233V189H230V188H229L230 186L228 187L229 189H227V186H228L227 184H230V183H227V184H226L227 186H224V185H223V186H224L223 189H226V190H223V191H225V193L228 192L227 190H229L230 193H233V194L231 195V194L228 192V193L231 195V196L229 195V197H230V199H231V201H229V199H227V198H229V197H227V196H228V193H227V195H225V193L223 194V193H220V192H219L220 194H218V195H221V196H222V194H223V195L225 196V199H224V197H222V198H223V203H222V200H221L222 198L220 199V200H221V203H220V200H218V198H220V196H219L218 198H217V196H216L215 198L212 197V198L214 199V201H217V203L214 202L213 199H209V200H208L207 198H205V197H204L205 193L209 194L208 192H205V191H204V189L207 187V186H205V185H203V186H204L203 189H200V190H202V191H196V194L193 193V192L197 189L198 186L200 187V185L196 186V189H194V187H195V186H194V187H193V191H191L192 188H190V187H189L190 189H189L188 187L183 188L184 191H185V193H187L188 190L191 191V192L193 193V196H195V197H194L195 199L193 198L192 195H190V194H192V193L188 192L189 194H188V193H187V194H188L190 197H192V199H194L193 202H190V199H191V198L188 199V201L190 202V205H189V203L187 204L188 201L186 202V201L183 200V199L186 200V198H188V197L185 198V197H184L185 195H182V197L180 196L182 193L184 194V192L182 191V192L177 193L178 191H176V195H177L176 198H178L179 196H180L179 198H181V199H178V200L180 201V203H179V201H177L178 203L176 202V204H175V205H176L175 208H177V207L180 208V209L178 208V209L180 210V215H179V214H178V215L175 214V213H177L176 211H178V210H176L175 208H174L172 211H171V208H169L170 211H169L168 209H166V215H164V214H163V213H165V210H164V211L161 213V214H162V216H161L160 213H156V212H157V211L160 212V211L162 210L160 207L163 208V205L161 206V204L158 203V204L155 206V210L153 209L154 212L156 211L154 214H152L153 211L151 210V213H149V215L146 214L147 216H144L143 214H145L149 209H148V210L145 209V210H146V211L144 210L145 213H142V212H144V211H142V210L140 211V212L142 213L141 215L144 217V218L141 220V222L139 221V219H141V218H139V217H142V216L140 215V212H138L139 209L136 208V209H138V210L136 211V209L134 208L135 211H136V213H138L137 215H139V217L136 215L135 212H134L135 214H132V213H131V210H132V212H133V209L129 206L130 203H129V202L127 203L126 200H124L122 197H120V198H122V201H126V202H124V204H122V201L119 200V193L117 194V193H116V190H114V191H115V195H116V194H117V195H116V196H113V195H112L113 197H115V198L113 199L112 196H111V193H113V189H114V188L112 189V191H110L112 185H111V187H110V185H109L107 188H108V189L110 188V189L107 190L106 187H105ZM110 184H111V183H110ZM215 184H216L217 186H216ZM263 184H262V185H263ZM29 185H30V184H29ZM54 185H55V184H54ZM54 185H53V186H54ZM16 186H18L19 189L22 187L21 190H23V191H25V192H23V191L20 190L19 192H21V193L18 192L17 194H15V192L18 191V189H16V190L14 189V188H18V187H16ZM106 186H107V185H106ZM13 187H14V188H13ZM86 187H87V186H86ZM88 187H91V186L89 185ZM208 187H210V186H208ZM208 187H207V188H208ZM212 187H213V188H212ZM261 187H263V186H261ZM216 188H217V190H216ZM243 188H244V186H243ZM51 189H52V188H51ZM53 189H54V188H53ZM91 189H92V190H91ZM179 189H181V188H179ZM183 189H182V190H183ZM186 189H187V190H186ZM208 189H209V188H208ZM208 189H207V190H208ZM14 190H15V192H14ZM177 190H178V189H177ZM207 190H206V191H207ZM230 190H231V191H230ZM243 190H244V189H243ZM262 190H264V189L262 188ZM262 190H260V192H261ZM12 191H13V193H14L16 196L12 193ZM53 191H55V190H53ZM73 191H74V190H73ZM109 191H110V192H109ZM179 191H180V190H179ZM223 191H222V192H223ZM256 191H255V192H256ZM10 192L12 193V197H10V194H11ZM22 192H23V194H24V197H23ZM108 192H109V193H108ZM197 192H198L199 194L203 193L202 196H203L206 200H204L203 197H202L201 195L199 196V194H198ZM200 192H201V193H200ZM204 192H205V193H204ZM217 192H218V191H217ZM246 192H248V193H246ZM255 192H254V193H255ZM257 192H258L260 195H259V196H258V195H255V197L257 196L256 198L259 197V199H260L261 193H263V192L260 193L259 190H258ZM9 193H10V194H9ZM39 193H38V194H39ZM97 193H98V194H97ZM180 193H181V194H180ZM212 193H213V194H212ZM237 193H238L239 196L236 195ZM241 193H240V194H241ZM243 193H244V195H243ZM258 193H256V194H258ZM18 194H19V195H18ZM21 194H22V195H21ZM27 194H28V192H27ZM49 194H50L51 197H52V198H51V201H49V200H50ZM53 194H54V193H53ZM74 194H75V193H74ZM108 194L110 195L111 198H109V195H108ZM187 194H186V195H187ZM197 194H198V195H197ZM13 195H14V196H13ZM17 195H18V197H21V196H22V199L19 198L20 201H18V199L16 198ZM20 195H21V196H20ZM90 195H91V196H90ZM92 195H93V196H92ZM188 195H187V196H188ZM262 195H263V194H262ZM26 196H27V195H26ZM72 196H73V195H72ZM117 196H118V197H117ZM196 196H197V197H196ZM198 196H199V197H198ZM205 196H207V195H205ZM236 196H237L239 199H238ZM244 196H245V197H244ZM263 196H264V195H263ZM263 196L261 197L262 200L264 199ZM9 197H10V198H9ZM70 197H71V198H70ZM200 197H201V198H200ZM7 198H9L10 200L8 199V201H7V200H6ZM43 198H46V201H45V199H43ZM74 198H73V199H74ZM79 198H81V199H79ZM117 198H118V199H117ZM4 199L6 200V203H7V204H6L5 202H4V204H3V201H5ZM25 199H26V198H25ZM192 199H191V200H192ZM201 199H202V200H201ZM215 199H217V200H215ZM236 199H237V200H236ZM248 199H249V198H248ZM42 200H43V201H42ZM47 200L49 201V203H48ZM181 200H183L184 203L186 202L185 204L189 205V210L184 209V205H185V204H184ZM203 200H204V201H203ZM224 200H228L229 202H226V201H224ZM238 200H239V201H238ZM240 200H241V201H240ZM244 200H245L246 202H248V203H245V202H244V205H243V204H241V202L244 201ZM25 201H26V200H25ZM25 201H24V204H25V203H28L27 201H26V202H25ZM40 201H41V202H40ZM69 201H70V202H69ZM120 201H121V205H120V203H119ZM212 201L214 202V203H213L214 205L211 204ZM235 201H236V203H234ZM57 202H58V201H56V204H57ZM181 202H182L183 206L180 205ZM239 202H240V205L238 204ZM260 202H261V200H260ZM262 202H264V201H262ZM262 202H261V203H262ZM17 203H16V202L13 203V204H16V205H14V206H18ZM58 203H59V202H58ZM126 203H127V204H126ZM193 203H194V205H195V203H196V205L198 204V205H197L198 211H199V207H198V206L201 207L200 210L202 209L203 212L205 211V212H204V213H205L204 215H203V212H202V211H201V212H200V211L198 212V214H199V213H202V214H201V216L203 215L202 217L200 216V214H199V216H196V217H199V218L201 217V218H200L201 220H200L199 218L196 219V217H194V214L196 215V213H197V212H196L197 209H196V208L193 209V206H191V204H193ZM225 203H226V204H227V203H229V204L231 203V205H229V208L227 207L228 205L226 206ZM232 203L237 204L238 206L235 205V206H237V207H235L234 204H232ZM242 203H243V202H242ZM250 203H252V206L250 205ZM2 204H3V206H2ZM8 204H9V205H8ZM75 204L78 205V203H75ZM75 204H74V205H75ZM177 204H178L179 206H177ZM220 204H223V206H222V205H221V206L224 207V210H222L223 212H221V213L219 212V215L221 214V217L219 216V217L217 218V214H218V211H219V210H218V209H219L218 206H220ZM248 204L250 205V207L247 206ZM69 205H68V206H69ZM80 205H81V204H80ZM122 205H123V206L125 205L124 208H123ZM127 205H128V207H130L131 210H129V208L127 207ZM130 205H131V204H130ZM187 205H185V206H187ZM216 205H217V207H215ZM224 205H225V206H224ZM245 205H246V207H247V208H246L247 210L244 209ZM157 206H158V207H157ZM190 206H191V207H190ZM212 206H213L214 208H213ZM221 206H220V208L223 209ZM241 206H244V207H242V208H243V210H245V211L241 210V212L239 211V213H238V210L240 209L239 207H241ZM255 206H256V205H255ZM260 206H262V207H260ZM1 207H2V208H1ZM9 207H8V208H9ZM20 207H21V209H23V210H24L25 207H26V209L24 210V211H26V212L22 211V210L20 209ZM32 207H33V206H32ZM76 207H79V205L76 206ZM80 207H79V208H80ZM121 207H122V208H121ZM181 207L184 209V211L182 212V215H183V213H185V211H186V213H187V214H186L187 216L183 215V216L185 217L184 219H183V217H182V215H181V209H182ZM194 207H195V206H194ZM210 207H212V208H211L212 210L210 209ZM226 207H227L229 213L233 212V213H231V215L227 212ZM253 207H254V209L257 210V211H253V213L255 212V214L252 215V210H254V209H252ZM259 207H260V208H259ZM127 208H128V209H127ZM159 208L161 209L160 211H159ZM185 208L188 209V207H185ZM191 208H192L193 210H195V213H194L193 210H190ZM216 208H217V209H216ZM230 208H231V209L234 208V211H233V209H232V211H231ZM235 208H237V209H235ZM238 208H239V209H238ZM242 208H241V209H242ZM249 208H250V209H249ZM14 209H13V210H14ZM57 209H56V210H57ZM126 209L128 210L127 215H129V216L127 217V219H128V221L131 222L130 225L128 224L129 222H127V219H126V220H123V219L126 218V217L124 218V216H127V215H125L126 213L124 214V212H121V210L126 212V211H127ZM163 209H165V207H164ZM183 209H182V210H183ZM229 209H230V211H229ZM13 210H11V212H12ZM16 210H18V209H15L13 212L15 213ZM20 210L23 212V214L25 213V215H26V214L29 215V213H32L33 215H31L32 217H30V215H29L28 217H27V215L24 216V215L21 213ZM209 210H211V211H209ZM213 210L215 211V213H214L215 215H212V214L210 215L209 212H210V213H211V212H214ZM217 210H218V211H217ZM33 211H34V212H33ZM41 211H42V210H41ZM59 211H60V210H58V212H59ZM117 211H120V212L117 214ZM129 211H130V212H129ZM168 211L171 212L170 214H172L173 216H172V215L169 216L170 214L167 213ZM187 211H188V212H187ZM190 211H192V212H190ZM236 211H237V212H236ZM242 211H243V213L245 212L246 214H245V213L243 214ZM246 211H248L249 213L247 214ZM28 212H29V213H28ZM53 212H54V211H53ZM76 212H77V214H78L79 216L76 215ZM78 212H80V213H78ZM81 212H82V213H81ZM148 212H149V211H148ZM148 212H147V213H148ZM174 212H175V213H174ZM189 212H190V213H189ZM206 212H207V213H206ZM226 212H227V213H226ZM14 213H11V214H13V215L15 216ZM16 213H18V211H16ZM72 213H73V214H72ZM129 213L132 214V215H134V217H135V215L138 217V219H137V217L134 218L135 221H136V223H134V219H132V218L130 219V217H132V215H130ZM178 213H179V211H178ZM192 213H194V214H192ZM222 213H224V214H222ZM234 213H235V214H234ZM236 213H237V216H238L237 218H239V219L236 218V219H237L236 221H237V224H238L237 227L240 226V230H239L240 232L238 231L239 228H238L237 230L234 229V228H236V225H235L236 222L234 221L235 219L233 220V218H235ZM35 214H36V215H35ZM43 214H45V215H43ZM74 214H75L76 216H75ZM120 214H123L124 216H123V215H120ZM150 214H151V215H150ZM158 214H159V215H158ZM174 214L177 215V216H175ZM189 214L192 215V217H191ZM207 214L210 215V216H214V217L216 216V217L213 218L212 220H210L211 218H208V215H207ZM227 214H229L230 217L227 216L228 219H225V220H226V221H225L223 218H224V217L227 218V217H226ZM241 214H243V215H241ZM250 214H251L252 216H251ZM13 215H12V216H13ZM163 215L166 216V218H165ZM188 215L190 216V218H189ZM222 215H223L224 217H223ZM233 215H234V217H233ZM239 215H241V216H239ZM247 215H248V218H247V220H244L245 223H243V224H244V227H243L241 223L244 222V221H242V220L245 219V216H247ZM249 215H250V216H249ZM61 216H60V218H61ZM72 216H73V217H72ZM116 216H117V217L119 216V218H117ZM120 216H121V217H120ZM153 216H154V217H153ZM157 216H158V217H157ZM160 216H161V217H164V218H165V221H163L164 218H160ZM178 216H180V217H179L180 219H178ZM1 217H0V219H1ZM26 217H27V219H26ZM58 217H59V216H58ZM169 217H171L170 220H169L170 223L168 222V219H167V218H169ZM173 217H174L175 219L177 218V220H174ZM181 217H182V219H183L184 221L181 219ZM186 217H187V218H186ZM193 217H194V218H193ZM222 217H223V218H222ZM231 217H233V218H231ZM252 217H253V218H252ZM33 218H34V217H33ZM114 218L117 219V220L120 219L119 221L115 220V221H117V223H115V221H114L113 224H115L116 227H114V225L110 223V222H112V220H113ZM154 218H155V219L160 218V220L162 219V221L158 222L159 220H156L157 222L155 221L156 223H155V225H154V222L152 221V220H154ZM219 218H221V219H219ZM10 219H13V217H12V218L10 217ZM35 219H32V222H33V220H35ZM38 219H39V218H38ZM41 219H39V220H41ZM54 219L61 220V222H62V224H64V226H62V224H60V221H58V220L55 221ZM76 219H77V220H76ZM121 219H122L123 221H121ZM136 219H137V220H136ZM172 219H173V220H172ZM185 219H186V220H185ZM192 219H193V220H192ZM206 219H207V220L209 219L210 221H212V223H210L209 221L207 222ZM217 219H218V220H217ZM241 219H242V220H241ZM250 219H251V220H250ZM7 220H9V218H8ZM39 220H38L37 222H35V221H36V220H35L34 223H36V225H38L37 223H39ZM43 220H41L42 223H40V224H41V225H40L41 227L44 226V225H43ZM78 220H79V221H78ZM131 220H132V221H131ZM179 220H182L183 223H182V221H180L181 223L178 224L179 227L176 225V227H177V228H176V227H175V224H177V223H178L177 221H179ZM215 220H216L217 222H218L219 220H221L220 223H221V224L223 223L221 227H223V225H225V226H224L223 228H221V227H220V223H217L219 226L216 225V224H214V223H216ZM240 220H241L242 222H241ZM249 220H250V221H249ZM47 221H48V222H47ZM125 221L127 222V224H128L129 227L131 226L130 228H131L132 232H131V230L127 232V230L130 229L128 226H127V227L124 226L125 229L128 228V229H126V231H125L124 227H123L122 229L118 228V227L120 226L119 224H122L121 222L126 223ZM173 221H174V222L176 221L175 224L173 223V224H174V227H173V225L171 224V222H173ZM200 221H201V222H200ZM214 221H215V222H214ZM222 221H225V223L222 222ZM238 221H239V222H238ZM2 222H3V221H2ZM6 222H7V221H6ZM50 222H51V221H50ZM56 222H57V223H56ZM138 222H139V223H138ZM162 222H163V223H162ZM164 222H166V223H164ZM203 222H205V223L203 224ZM234 222H235V223H234ZM0 223H1V221H0ZM47 223H48V224H47ZM118 223H119V224H118ZM132 223H133L134 225H131ZM137 223H138V224H137ZM151 223H153V224H151ZM157 223H158V224H157ZM168 223H169V224H168ZM208 223H209V224H208ZM231 223H232V224H231ZM239 223H240L241 225H239ZM23 224H26V223L24 222ZM28 224H29V223H27L26 225H28ZM32 224H33V223H32ZM32 224H31V223L29 224V227H30V228H31V225H32ZM110 224H111V225H110ZM127 224H126V225H127ZM213 224L215 225V230H219V232H220V231H222V229H223V231H222V232H223V233H222L223 235H224V232L228 229V231L225 232V235H224V236H226L225 238H223L224 236L221 235V232H220V235H219V234H218V233H219L218 231H216L217 233H216L215 231H213V230H214V226H213ZM227 224H228V226H227ZM256 224H257V222H256ZM2 225H3V223H2L1 226H0V228L2 227L1 229H3V227H4V226H2ZM33 225H35V224H33ZM33 225H32V226H33ZM123 225H125V224H123ZM135 225H136V226H135ZM151 225H152V226H151ZM201 225H202V226H201ZM232 225H233V226H232ZM40 226H39V227H40ZM55 226L52 227V228H53L56 232H59V233H60L61 230L58 231V230H59V229H58V226L56 227L57 229H55ZM110 226H111V227H110ZM117 226H118V227H117ZM134 226H135V227H134ZM231 226H232V227H231ZM241 226H242L243 228H241ZM248 226H250V227H248ZM37 227H38V226H37ZM50 227H49V228H50ZM113 227L115 228V231H117V233H115L114 230H112L111 233H109V231H110ZM205 227H206L207 229H206ZM211 227H213V230H212V231L215 232V233L213 234V233L211 232V233H212L211 236H208V235H210ZM219 227H220L221 229H220ZM246 227H247V228H246ZM35 228H36V226H35ZM66 228H67V229H66ZM72 228H73V229L75 228V229L73 230ZM108 228H109V229H108ZM110 228H111V229H110ZM114 228H113V229H114ZM173 228H174L175 231H173ZM1 229H0V230H1ZM36 229L39 230V228H36ZM50 229H51V228H50ZM53 229H52V231L55 232ZM69 229H70V230H69ZM107 229H108L109 231H107ZM117 229H118V230L120 229V230H123V231H118ZM134 229H135V230H134ZM146 229H147V230H146ZM149 229H150V230H149ZM224 229H225V231H224ZM233 229L235 230V233H232V232L234 231ZM245 229H246V230L249 229L248 231H250L251 229H252V230H251L250 232L247 231L248 233H246V234L244 235V232H246ZM254 229H255V230H254ZM67 230H69V231H67ZM76 230H77V231H76ZM177 230H178V231H177ZM204 230H205V231H204ZM206 230H207V231H206ZM242 230H244V231H242ZM256 230H258L257 233H256V235L259 234V235H258V239H257V236H256V238H255V237L253 238V236H254V234H255V233L253 234V232L256 231ZM105 231L108 233V235H104L105 233H103V232H105ZM124 231H125V233L127 232L126 234H127L128 236H127L125 233H123ZM149 231H150V232H149ZM237 231H238L240 234H241V231H242V232H243L242 234H243V236H245V237L243 238V237H242V234L240 235L241 237H239ZM252 231H253V232H252ZM259 231H261L262 233L260 232V233H261V234H260ZM62 232H61V233H62ZM68 232H71V234L69 233V235H68ZM119 232H122V233H120V234H123V236L120 235V234L118 235ZM204 232H206V235H205L206 237L204 236V237L207 239L206 241H205V240H201L202 237H203L202 235L205 234ZM107 233H106V234H107ZM128 233H130V234H128ZM203 233H204V234H203ZM236 233H237V234H236ZM110 234H111V235H110ZM112 234H115V236H113ZM124 234H125V235H124ZM217 234L219 235V237H218ZM233 234H234V235L236 234V236L233 237ZM250 234H253V236H252V235L250 236ZM67 235H68V236H67ZM117 235L119 236V238H121L120 236H122L123 238H121V239L119 240V238H118ZM146 235H147V236H146ZM215 235L218 237V239H216L217 237H215ZM80 236H81V237H80ZM101 236H102V237H101ZM104 236H105V237H104ZM116 236H117V237H116ZM140 236H141V238H143L142 240H141ZM142 236H144V237H142ZM149 236L151 237L153 243L151 242V239H150ZM212 236L215 237V239H214ZM237 236H238V237H237ZM249 236L251 237V240H249V239H250ZM259 236H261V237H259ZM146 237H147V238H146ZM204 237H203V239H205ZM208 237H210V239H208ZM211 237H212L214 240H213ZM221 237H222V238H221ZM235 237H237L238 239L240 238L239 241H240L241 239H244V240H245V243H247V244H246V245L242 244V242H243L244 240H243V241L241 240V244H242V245L239 244L238 246H236V249H237V250H240V252H239V251L236 252V250L233 249V248H232V249H233L234 251H233V252H232V251L229 252L230 250H232V249H229V248H230L229 246H230L231 244H233L234 241H235L236 245H237L238 242H239V241H238V242L236 241V238H235ZM248 237H249V239H248ZM79 238H80V239H79ZM144 238H146L145 240H146L147 242H149V240H150L149 243H147L146 241L144 242V243H146V245H147L149 248H143V249H142V247H144V246L141 245V244L143 243L142 241H144ZM229 238H232V241H231V239H229ZM233 238H234L235 240H234ZM252 238H253V239H252ZM259 238H260V240H259ZM129 239H130V240H129ZM147 239H148V240H147ZM196 239H200L201 241H204L203 243H201V241L199 242V241L197 240V243H196V244H198V247H199V248H198V247L196 248V247H195L196 244H195V245L193 244V242H196ZM220 239H221V242H218V240H220ZM223 239H224V240H223ZM238 239H237V240H238ZM246 239H248L249 241L247 240V242H246ZM216 240H217V241H216ZM227 240H229L228 243L226 242ZM233 240H234V241H233ZM81 241H80V242H81ZM132 241H133V242H132ZM212 241H214V242H215V241L218 242V246H217V243H216V242H215V243H216V244H215L214 242L212 243ZM222 241H223V242H222ZM262 241H264V238L262 239ZM77 242H74L75 245H78L79 248L85 250V248H86L87 246H86L85 248H83L84 246L82 245L83 247H81V246H80L81 243L79 244V243H77ZM115 242H116V244H115ZM198 242H199V243H198ZM210 242H211L212 244H211ZM257 242H258V243H257ZM76 243H77V244H76ZM85 243H86V244H85ZM113 243H114L115 245H114ZM118 243H119V244H118ZM151 243H152V244H151ZM200 243H201L202 248H200L201 246H199ZM206 243H207V244H206ZM208 243H210V244H208ZM243 243H244V242H243ZM261 243H263V242H261ZM128 244H129V245H128ZM149 244H150V246H149ZM187 244H188V245H187ZM190 244H191V247L189 246ZM192 244H193L194 246H193ZM205 244H206V245H205ZM213 244H214V245H213ZM73 245H74V244H73ZM75 245H74V246H75ZM112 245H113V246H112ZM125 245H126V246H125ZM140 245H141L142 247H141ZM146 245H145V246H146ZM208 245H210L209 248H208ZM211 245H213V246H211ZM243 245H244V246H243ZM124 246H125V247H124ZM183 246H184V247H183ZM188 246H189V247H188ZM192 246H193V247H192ZM239 246H241L240 249H238ZM75 247H76V246H75ZM138 247H139V248H138ZM154 247H155V248H154ZM182 247H183L185 250H186L187 247H188V249L196 248L195 250L190 251V252H191V253H190L191 256H192V257L194 256L193 259L191 258V256H188V257H187L186 254L190 255L188 249H187L188 251H186V252H188V253H185V255H184V253L182 254V253L180 252L181 249H182ZM237 247H238V248H237ZM242 247H243V253H244V251H245V252L249 251V252L243 254V258H241V256H242V254H241V253H242ZM244 247H245V249H244ZM77 248H78V247H77ZM88 248H86V249H88ZM137 248H138V250H137ZM140 248H141V249H140ZM108 249H110V248H108ZM114 249H115V248H114ZM117 249H116V251H117ZM119 249H120V250H119ZM151 249H152V247H151ZM157 249H158V250H157ZM227 249H228V250H227ZM104 250H103V255H104L105 258H106V256H107V259H108V254H106V253H109V252H105ZM141 250H142V251H141ZM107 251H108V250H107ZM137 251H138V252H137ZM178 251H179V254L181 255V256L179 255V259H180V257L183 258V259H180V260L177 259V257H178ZM210 251H211L212 253H210ZM97 252H96V253H97ZM104 252H105L106 255L104 254ZM140 252H143L144 254L141 253L142 255L139 254L140 256H137L138 254L136 255V253H140ZM182 252H183V250H182ZM195 252H197V253L195 254ZM250 252H251V253H250ZM152 253H151L150 255H152ZM219 253H222V255H221L222 257L220 256V257H221V260H220V257L218 258V256L220 255ZM230 253H233V254H230ZM237 253H238V254L240 253L239 255H241V256L237 255ZM109 254H110V253H109ZM169 254H171V255H169ZM175 254H176V255H175ZM193 254H194V255H193ZM201 254H202V255H201ZM213 254H215L216 256L213 255ZM217 254H218V255H217ZM257 254L259 255V258H258V255H257ZM183 255L186 257V259L189 258L190 260H189V261L187 260V261H188V262H187V261L184 259L185 257H183ZM260 255H261V256H260ZM159 256H160V257H159ZM176 256H177V257H176ZM214 256L216 257V258H215L216 260L213 259ZM235 256H236V257H235ZM111 257H109V258L112 259ZM148 257H151L150 260H149ZM165 257H163V258H165ZM260 257H261V258H260ZM152 258H153V260H151ZM154 258H155V259H154ZM203 258H205L204 255H203ZM250 258L252 259L253 257H250ZM250 258H249V261H250ZM254 258L251 260L252 262H253V260H255ZM257 258H258L259 260H258ZM138 259H137L136 261H138ZM165 259H166V258H165ZM165 259H164V262H166ZM170 259H171V260H170ZM191 259H192V260H191ZM205 259H206V258H205ZM217 259H218V261H217ZM115 260H116V261H115ZM126 260H127V261H126ZM177 260H178V261H177ZM199 260H200V261H199ZM219 260H220V262H219ZM223 260H224V261H223ZM256 260H255V261H256ZM263 260H264V259H263ZM133 261H134V260H132V262H133ZM136 261H135L133 264H138ZM215 261H216V262H215ZM236 261H237V260H236ZM243 261H242V262H243ZM249 261H248V263H249ZM251 261H250V262H251ZM111 262H110V264H111ZM138 262H139V261H138ZM155 262H154V264H155ZM159 262H158V264H165V263L163 262V259H162L161 263H159ZM192 262H193V261H192ZM192 262H190V264H196V263H194V262L192 263ZM207 262H208V263H207ZM232 262H231V263H232ZM237 262H238V261H237ZM242 262H239V263L244 264V263H242ZM149 263H148V264H149ZM166 263L168 264V262H166ZM171 263H170V264H171ZM175 263H174V264H175ZM183 263H182V264H183ZM198 263H197V264H198ZM203 263H202V264H203ZM228 263H227V264H228ZM234 263L236 264V262H234ZM239 263H237V264H239ZM248 263H246V264H248ZM253 263H255V262H253ZM253 263H249V264H253ZM127 264H129V263H127ZM156 264H157V262H156ZM172 264H173V263H172ZM176 264H177V263H176ZM225 264H226V263H225ZM229 264H230V263H229ZM256 264H258V263H256Z\"/></svg>",
  "mask_w": 264,
  "mask_h": 264
}]
</instances>
